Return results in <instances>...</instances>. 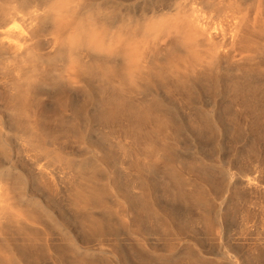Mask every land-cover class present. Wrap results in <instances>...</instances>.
<instances>
[{
    "label": "rangeland",
    "instance_id": "obj_1",
    "mask_svg": "<svg viewBox=\"0 0 264 264\" xmlns=\"http://www.w3.org/2000/svg\"><path fill=\"white\" fill-rule=\"evenodd\" d=\"M85 1L113 7L115 22L122 15H151L152 0ZM184 4L220 6L225 16L246 17L251 51L223 60L218 84L203 77L195 88L169 87L162 98L166 111L150 119L130 111L155 110L154 98L126 94L115 101L97 83L56 81L51 66L12 101L1 86L14 79L0 66V119L14 126L5 132L13 164L0 160V172L11 167L14 179L26 177L25 186L13 180L15 196L40 212L36 227L62 247L66 264H264V0ZM39 49L47 53V47ZM150 52L175 56L171 46ZM52 159L61 160L66 174L70 161L98 162L103 199L93 210L109 219L110 233L86 234L64 181L38 176L40 168L56 172Z\"/></svg>",
    "mask_w": 264,
    "mask_h": 264
},
{
    "label": "bare ground",
    "instance_id": "obj_2",
    "mask_svg": "<svg viewBox=\"0 0 264 264\" xmlns=\"http://www.w3.org/2000/svg\"><path fill=\"white\" fill-rule=\"evenodd\" d=\"M184 1L152 0L150 16L122 15L115 22L113 7H89L85 0H0V66L14 79L11 85L3 84L2 91L12 101L23 98L51 66L56 81H67L73 87L97 83L103 90H111L115 101L126 94L152 97L155 110L132 109L130 114L138 119L155 117L165 110L162 98L169 87L195 88L203 77L218 84L219 64L226 58H246L251 51V26L246 17L237 13L225 16L220 6L189 9ZM159 45L171 46L175 56H154L150 49ZM44 46L47 53L42 56L39 48ZM87 98H92L91 92ZM109 113L113 117L118 111ZM13 130L12 124L7 126L0 119L3 162L14 159L5 138V132ZM51 162L56 172L40 168L38 176L53 184L54 175L64 181L84 232L110 233L109 219L97 217L93 210L103 199L96 171L104 170L98 162L70 161L67 174L61 160ZM10 168L0 172V264H66L62 247L36 227L40 212L29 210L15 196L13 180L22 186L27 180L23 175L14 179ZM45 215L54 224L61 221L50 211Z\"/></svg>",
    "mask_w": 264,
    "mask_h": 264
}]
</instances>
